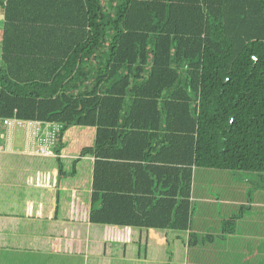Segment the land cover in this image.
<instances>
[{
	"label": "trees",
	"instance_id": "obj_1",
	"mask_svg": "<svg viewBox=\"0 0 264 264\" xmlns=\"http://www.w3.org/2000/svg\"><path fill=\"white\" fill-rule=\"evenodd\" d=\"M0 6V119L63 124L55 156L0 164L52 168L91 225L170 231L183 257L211 241L189 229L194 170L264 174V0Z\"/></svg>",
	"mask_w": 264,
	"mask_h": 264
},
{
	"label": "crops",
	"instance_id": "obj_2",
	"mask_svg": "<svg viewBox=\"0 0 264 264\" xmlns=\"http://www.w3.org/2000/svg\"><path fill=\"white\" fill-rule=\"evenodd\" d=\"M11 136L8 144L0 127V153L41 156L25 151L24 131L22 151L14 148L15 129ZM39 163L0 164V264H264V202L246 199L252 184L259 187L264 180L261 175L211 170L210 197L201 199L200 211L192 209L189 229L214 238L190 245L183 257L177 243L171 253L170 231L145 242L137 229L89 224L84 203L72 204L64 178ZM40 174H50L48 188L40 186ZM196 175L195 169L191 204ZM232 218L233 232L224 233L222 226Z\"/></svg>",
	"mask_w": 264,
	"mask_h": 264
},
{
	"label": "built area",
	"instance_id": "obj_3",
	"mask_svg": "<svg viewBox=\"0 0 264 264\" xmlns=\"http://www.w3.org/2000/svg\"><path fill=\"white\" fill-rule=\"evenodd\" d=\"M4 27L2 7L0 6V33ZM1 47V40H0ZM0 127L6 130L8 144L16 127L24 131V146L27 153L38 154L44 157L53 155L58 137L63 130V124L48 123L17 118L0 119Z\"/></svg>",
	"mask_w": 264,
	"mask_h": 264
},
{
	"label": "rangeland",
	"instance_id": "obj_4",
	"mask_svg": "<svg viewBox=\"0 0 264 264\" xmlns=\"http://www.w3.org/2000/svg\"><path fill=\"white\" fill-rule=\"evenodd\" d=\"M61 134V133H60ZM60 137V135H59ZM58 137V138H59ZM23 140V130L19 127L15 128V138H14V148L15 151H22V143ZM212 169H205V168H196V184H195V190L193 193V198L192 199V209L193 213L194 211H200L202 205L201 199L208 196L210 197V178H214L215 173L211 172ZM231 175H254V176H259L261 175L264 177V174H258V173H251V172H234V171H229ZM251 185V184H250ZM252 187L254 188L253 190H250L248 193V196L246 199L249 201V198H256L257 200L264 202V180L260 182L259 187L257 185H253ZM249 205H246L245 207H248ZM264 206V205H263ZM241 209V206H240ZM239 216V215H238ZM224 226V225H223ZM222 226V228H223Z\"/></svg>",
	"mask_w": 264,
	"mask_h": 264
}]
</instances>
